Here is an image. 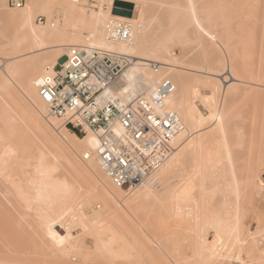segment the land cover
<instances>
[{"label": "bare ground", "instance_id": "1", "mask_svg": "<svg viewBox=\"0 0 264 264\" xmlns=\"http://www.w3.org/2000/svg\"><path fill=\"white\" fill-rule=\"evenodd\" d=\"M117 1L99 0L96 10L80 0H28L21 8L0 0L9 37L0 41V180L9 181L0 185V191L9 187L0 208L20 215L33 207L45 219L49 231L34 243L45 264H70L65 246L77 242V228L94 234L75 251L83 264L109 256L144 264L138 238L122 236L120 242L116 230L129 220L148 225V211L155 208L164 224L173 223L175 238L154 247L152 264H246L241 245L247 241L256 251L254 261L264 264V0H121L133 4L130 15L114 11ZM37 13L48 17L47 24L36 21ZM113 21L130 23L127 39L112 33ZM190 42L188 56L173 49ZM78 45L130 57L131 65L106 90L112 98L149 96L165 77L175 84L166 106L185 127L177 150L131 191L116 187L103 170L98 137L61 124L39 95L40 78ZM238 95L254 107L236 121ZM41 142L66 154L69 178L49 172L43 157L35 161ZM14 199L34 205L13 207ZM93 201L100 209L85 217Z\"/></svg>", "mask_w": 264, "mask_h": 264}, {"label": "built area", "instance_id": "2", "mask_svg": "<svg viewBox=\"0 0 264 264\" xmlns=\"http://www.w3.org/2000/svg\"><path fill=\"white\" fill-rule=\"evenodd\" d=\"M25 4L26 0H8L13 8ZM111 25L116 37L124 40L130 36V23L113 21ZM131 63L130 57L120 52L72 46L65 61L38 82L49 115L60 118L77 134L94 133L103 170L116 187L127 191L151 179L164 166L185 129L178 113L166 106L175 90L168 77L149 96L140 94L123 102L106 94Z\"/></svg>", "mask_w": 264, "mask_h": 264}, {"label": "rangeland", "instance_id": "3", "mask_svg": "<svg viewBox=\"0 0 264 264\" xmlns=\"http://www.w3.org/2000/svg\"><path fill=\"white\" fill-rule=\"evenodd\" d=\"M27 1L28 0H26V4H27ZM80 4H83L84 7H90V8H94L96 10H100V8L98 6L99 0H80ZM116 5L123 6V7L129 6V5L133 6L132 3L121 1V0L117 1ZM9 8H11V7H9ZM35 18L39 24H43V25L47 24L46 21H48V17L45 14L37 13ZM3 21H4V19H2L0 17V37H1L0 41L8 40V38H9V37L7 38L6 31L3 29V27H4ZM4 34H5V36H4ZM188 45H189V42H188ZM191 45H192V43L190 44V46L185 45L186 47L184 45H182L184 48H182L181 45L180 46L176 45L173 47V49L175 52L178 51V53L180 52L181 49H183V52L185 50L184 54L188 56L187 52H189L188 50L192 48ZM246 80H248V79H246ZM245 85H246L245 82L239 83V85H237L234 88L235 92H237V94L240 93L241 88ZM200 107L203 111H206V108L203 105H200ZM203 107L205 109H203ZM253 107H254L253 101H251V99L249 97L244 98V97L238 95V98L236 99L235 106H234V115H233L234 119L236 121H239L243 116H246L249 112H252ZM24 115L20 116L21 118L19 121H20V123H22L24 125L26 124L25 126H27V128H28V124H27L28 120H26V117ZM23 117H25V118H23ZM59 121L61 124L63 123L61 119H59ZM28 123H29V121H28ZM211 124H212V122L208 123V125L213 126ZM29 131H31L32 135H34L35 134L34 132H36V130L33 131L31 129H29ZM65 155H66L65 153L60 154V152H58V150H56V147L54 145L49 144V143H45V142L44 143L41 142L40 152L38 154L37 159H35V161L38 162V160L43 157L45 160V164L48 167L47 170L49 172L57 173L59 176L61 175L62 177L69 178L67 171H66L67 170V167H66L67 162H66ZM8 182H9L8 178H4L3 180H0V185H3V183H8ZM85 187H86L85 185L81 186L82 190H85ZM8 190H9V187L3 188L0 191V201H3L4 197L9 195ZM79 200L84 201L85 197L83 196ZM10 203L13 207H16L18 205L23 206L22 207L23 209L24 208L26 209L27 207L34 205L33 200L25 201V200L14 199V200H10ZM98 205L100 206L101 203L98 201H93L92 206H90L87 209L88 212L84 216L85 217L90 216L94 211L99 210L100 207L98 208L97 207ZM102 207H103V205H102ZM150 207H153V208H151L153 210L154 207H156V206L150 205L149 208ZM0 209H1L0 210V264H30L31 262H32L31 264H36L37 262H38L37 264H45L44 262L46 260L43 258L44 257L43 254L38 253L39 248L36 249L37 251L35 250V246L37 245L36 239H38L44 233L49 231V227L46 225L45 219L42 217H39L33 207L32 208L29 207L27 211L24 210V212H22L20 215H18L11 208L10 209L6 208L4 205H1ZM155 209L151 213L148 211L149 214H151V215L153 214L152 215L153 217H155L154 213L156 212L155 219L152 216L150 217L149 214L147 215L150 217V222L148 221L149 222L148 225L145 226V224L142 223V221H141L142 224H138L137 222L129 220L126 222V226L122 227V228L125 227L124 229L121 228L120 232L118 231L119 228L116 230V232H117L116 234L119 236V239L122 236H124L123 238H121L122 240L125 237H126L125 238L126 240H127V237L128 238L131 237V239L134 237L138 238V240L136 242V246L138 247L137 252L139 251L140 254L142 255V256H140V259L142 257L141 260H143L144 264L146 262H148L146 264H152L153 263L152 261L155 260L154 258L157 256V255H155L157 253L154 249L156 248V246L158 244H160L162 242L164 244L169 243L172 238H175L173 223H171L172 224V226H171L170 224H167L168 220H166V223L164 224L165 219H162L161 217H159L158 216L159 214L157 213L158 211H156L158 209H156V210ZM102 216L103 215H99L97 217V220H96L97 224H100L102 222L101 221V220H103ZM163 220H164V222H162ZM99 230H101L102 232L105 231L103 227L100 228ZM117 235H116V238H118ZM73 237H74V239H77V242L74 241V242H69L66 244V246H65V258L67 260H69L70 264H72V263L73 264H81L82 263L81 258H80V256H76L77 254H75V251L82 250V249L86 248L87 244H89L88 240H90V242H91V239H93L94 234H93V232H84L81 228H77L76 230H73ZM121 239H120V242H121ZM113 242L118 244L119 241L113 240ZM241 247L243 248V252H241L242 262H245L246 264H259V263H256L257 261H254L256 251L251 246V243H249L248 241H247V243L244 242L241 245ZM36 248H37V246H36ZM147 251L151 252L152 258L148 257L149 254L147 253ZM234 252H236V249ZM237 252H238V250H237ZM72 253H74V254H72ZM36 257L38 258V261H37ZM105 258L106 257H104V258H93L91 263H89V264H122L121 260H120L121 258H117L120 260V262L112 256H109V258H111V259L107 258V260H105ZM115 259H116V261H115ZM223 263L224 264H233V263H230L229 259L224 260Z\"/></svg>", "mask_w": 264, "mask_h": 264}, {"label": "water", "instance_id": "4", "mask_svg": "<svg viewBox=\"0 0 264 264\" xmlns=\"http://www.w3.org/2000/svg\"><path fill=\"white\" fill-rule=\"evenodd\" d=\"M131 10H132V6L129 5V6H116L114 11L117 12V13H123V14H128L130 15L131 14Z\"/></svg>", "mask_w": 264, "mask_h": 264}, {"label": "trees", "instance_id": "5", "mask_svg": "<svg viewBox=\"0 0 264 264\" xmlns=\"http://www.w3.org/2000/svg\"><path fill=\"white\" fill-rule=\"evenodd\" d=\"M78 135H81V136H83L82 134H79V133H78Z\"/></svg>", "mask_w": 264, "mask_h": 264}]
</instances>
